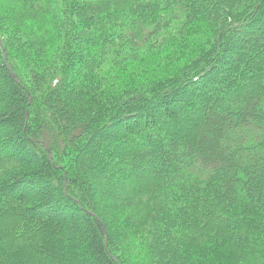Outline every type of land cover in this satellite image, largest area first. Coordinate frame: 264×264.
Instances as JSON below:
<instances>
[{
    "label": "trees",
    "instance_id": "1",
    "mask_svg": "<svg viewBox=\"0 0 264 264\" xmlns=\"http://www.w3.org/2000/svg\"><path fill=\"white\" fill-rule=\"evenodd\" d=\"M3 3L0 264H264V0Z\"/></svg>",
    "mask_w": 264,
    "mask_h": 264
},
{
    "label": "rangeland",
    "instance_id": "2",
    "mask_svg": "<svg viewBox=\"0 0 264 264\" xmlns=\"http://www.w3.org/2000/svg\"><path fill=\"white\" fill-rule=\"evenodd\" d=\"M5 1V0H3ZM2 0H0V21H3L4 23H7V25L9 26L10 24H12L13 26L19 25L21 23L23 24H30L27 16H25V12L24 11H19L18 9L14 8L13 6L10 5H4ZM21 15V16H20ZM32 23V22H31ZM19 26L15 27V29H18ZM20 29V28H19ZM254 30V29H253ZM12 31V30H11ZM255 33H258L257 31H254ZM264 32V31H263ZM256 37H261V36H256L252 38V42L256 39ZM247 37L244 35H240V36H235L234 38V43L233 45V50L238 49L239 47L242 46V44L247 40ZM249 39V38H248ZM246 43V42H245ZM186 52L181 53L179 55H177L176 57H174L173 59L170 60H160L163 61L161 62V65H163V68H167L171 65H173L177 59L181 56L184 55ZM232 55V54H231ZM233 56V55H232ZM230 56L229 58H226L225 61V65L226 67H230L232 66V64L234 63V57ZM42 60V59H40ZM156 60V59H154ZM221 65V64H220ZM149 68V72L148 74H150V72H154L155 68L153 69L151 64L147 66ZM223 75V71L218 70L217 72L214 73L211 77L209 82L211 81V83L213 81H215L216 76L220 77L219 75ZM206 81V79L204 80ZM203 81V82H204ZM205 83V82H204ZM208 83V82H207ZM201 86V85H200ZM202 87H199V89ZM190 90V89H189ZM195 90V89H194ZM192 90V91H194ZM204 92L208 91V89H202ZM191 92V91H190ZM190 92H186V93H190ZM188 106H185V109ZM177 108V107H176ZM157 115L159 116V114L157 113ZM2 134H4L3 132L0 133V137H2ZM120 135H122L121 133H119ZM119 136V135H118ZM87 149H89L92 152H95L97 155H99L100 153L97 151V149L95 147H93L92 145H90ZM6 153H10L11 150L10 149H5ZM13 153V151H12ZM15 153V152H14ZM99 153V154H98ZM16 156H18L20 158L21 154H16ZM22 160H24L23 158H21ZM94 184H92L91 186L97 189V192L99 193V197L101 198V200L103 201H112L114 199H116L115 197L118 196H123L124 197L126 195H128L131 191L130 188H127L126 186H124V188H122V190H120V188H117L115 186H110L109 183L106 181H104L103 179L99 178L96 181V184L93 186ZM30 194L35 195L38 192V188L37 185H33L30 186ZM19 195V194H17ZM31 197V196H30ZM54 198H57L56 196H54ZM105 198V199H104ZM120 198V197H119ZM123 198V197H121ZM120 208V206H119ZM47 209H49L50 213H53L54 216H56L54 219L58 222H66L67 224H71L74 222H78V216L75 214V212H72V210H70L68 207H64L62 205H59V203L57 202L56 205H52L49 206ZM133 236V235H132ZM137 236V235H136ZM147 243L146 242H136L134 241V238H132V243L130 242V245H127L126 249V256L128 259V263L127 264H150L148 262L147 254H148V249H147Z\"/></svg>",
    "mask_w": 264,
    "mask_h": 264
}]
</instances>
